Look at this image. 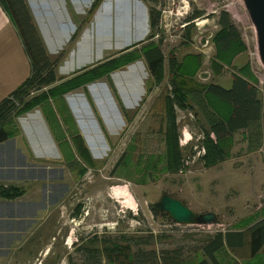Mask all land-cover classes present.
Here are the masks:
<instances>
[{
    "label": "rangeland",
    "instance_id": "obj_1",
    "mask_svg": "<svg viewBox=\"0 0 264 264\" xmlns=\"http://www.w3.org/2000/svg\"><path fill=\"white\" fill-rule=\"evenodd\" d=\"M47 2L52 6L50 12L53 10L62 17L78 16L80 24L73 41L60 54L61 60L76 56L67 52L77 39L80 46L78 42L74 47L78 52L95 42L99 46L80 61L70 60L63 68L57 67V76H69L79 68L90 66L108 56L106 52L103 54L104 50L112 54L111 51L118 52L146 38L151 31L148 18L151 2L160 10L153 39H162L165 70L170 52L178 59L186 53H198L201 67L197 80L228 87L236 67L248 65L261 104L259 139L256 142L250 137L248 128L236 130L224 145L222 159L206 164L207 123L200 108L192 103V109H176L181 150L178 170H165L164 156L156 167L146 168L148 155L156 159L164 151L162 97L169 87L165 78L162 84L146 92L149 75L145 63L138 60L111 73V81L102 78L64 97L95 164L82 176L65 166L39 108L18 116L19 133L0 149V173L6 180L11 177L15 183L22 184L26 198L22 197L15 206L0 203V264H132L128 257L139 250L154 255L135 260L136 264H150L149 256L155 264H161L159 258L164 252H171L167 255H175L174 260L185 264L201 258L202 245L215 232L243 230L261 220L264 217V67L256 53L255 33L242 0H103L91 15L87 14L91 0H47L45 11ZM34 8L37 13L39 2ZM71 9L83 14L75 16ZM222 10L228 13L245 49L214 73L209 65L214 53L211 38L219 29L217 15ZM196 11L200 12L199 16L189 20ZM48 21L44 28L50 34L56 33L58 18L52 15ZM115 26L116 39L112 33ZM126 27L130 29L125 30ZM3 30L0 65L6 73L4 80L0 77V98L11 86L13 91L18 86L13 84L15 70L16 75L21 71L22 82L29 74L26 61L17 60L16 69L12 65L14 34L10 28ZM186 30L189 35L185 34ZM108 34L114 40H107ZM56 46L59 47V39ZM26 65L27 69L23 70ZM247 139L254 145L248 144ZM122 153H127L128 162L124 159L111 172ZM141 168L147 170L141 173ZM163 192L180 199L197 214L213 213L214 221L202 225L177 224L160 211L153 212V203ZM120 235L126 236L130 249L117 258L112 254L110 262L102 241L118 240ZM215 254L222 263L264 264V243L251 256L246 247L234 252L224 247Z\"/></svg>",
    "mask_w": 264,
    "mask_h": 264
},
{
    "label": "trees",
    "instance_id": "obj_2",
    "mask_svg": "<svg viewBox=\"0 0 264 264\" xmlns=\"http://www.w3.org/2000/svg\"><path fill=\"white\" fill-rule=\"evenodd\" d=\"M101 1L93 0L87 14L91 15ZM149 3L148 18L149 31L150 29L151 31L146 38L59 79L55 71L56 60L48 57L25 0H0L1 7L8 14L21 37L30 61V75L13 92L0 100V143L19 133L16 122L18 116L39 108L66 166L74 170L77 176H82L86 169L95 164L64 97L71 91L85 89L87 85L101 78L107 77L110 80L112 72L136 60L143 61L146 65L149 75L147 81L149 86L146 92L162 84L165 78L169 87L162 97L164 127L161 134L164 151L156 159L153 155H148L146 168L156 167L164 156L165 170L169 172L178 170L177 168L181 165V150L178 145L176 109H192V103L200 108L207 123L204 141L206 164H213L222 159L224 145L228 144L231 134L236 130L248 128L250 137L252 136L258 142L261 104L254 85L255 80L248 71V65L241 64L236 67L237 74L231 73L228 87L197 80V72L201 67V55L198 53H186L178 59L173 52H170L166 62L167 70H165V55L161 49L162 39H153L158 30L156 27L160 20V10L151 5V2ZM199 14V11L194 12L189 20L198 17ZM217 16L219 29L211 38L214 53L209 61L214 73H218L221 68L229 65L232 58L245 49L232 26L228 13L222 10ZM185 34H188V30ZM209 135H212L214 139H211ZM247 141L248 144L254 145L253 141L248 139ZM68 150H70L69 154H67ZM126 154L122 153L119 156L111 172H115L124 159L128 162L129 158H126ZM139 164L140 160L137 165ZM145 169L141 168V173L145 172ZM24 192L22 186L0 183L1 198H17ZM152 210L155 213L159 212L154 207ZM159 213L169 218L166 213L161 211ZM248 217L251 219L250 216ZM119 238L121 240L107 238L102 241L110 262H112V254L117 258L119 255H125V250L130 249L129 243L125 240L126 236L120 235ZM122 241L126 245H123ZM205 241L201 247V258L185 264H232L234 261L220 262L215 253L224 247L232 252L246 247L248 256L253 255L264 243V217L243 230L217 231ZM168 253L171 252H164L159 258L161 264H183L173 259L175 255L171 257L167 255ZM150 254L154 255L153 252L145 253L139 250L135 254L131 253L128 259L132 264H136L135 260H144ZM149 262L155 264L152 256H149Z\"/></svg>",
    "mask_w": 264,
    "mask_h": 264
},
{
    "label": "crops",
    "instance_id": "obj_3",
    "mask_svg": "<svg viewBox=\"0 0 264 264\" xmlns=\"http://www.w3.org/2000/svg\"><path fill=\"white\" fill-rule=\"evenodd\" d=\"M45 1H47V0H41V1H39V0H25V2H26V4H27V6H28V9H29V11H30V14H31V16H32V18H33V22H34V24H35V26H36V28H37V31L39 32V35H40V37H41V39H42V41H43V44H44V47H45V50H46V52H47V54H48V57L51 59V60H56V65H55V69H57V67H61V68H63L64 66V64L65 63H67L68 61H70V60H77V61H80L83 57H85V55L86 54H88L89 53V51H91L92 50V48H99V46H98V44H96V42H95V44L93 43L92 45H87V46H85L80 52H78L76 49H75V47H74V44L75 45H77V43L79 42V46H80V41L77 39L74 43H73V45H72V49H70L67 53H70V54H75L76 56H73V57H65V59H62L61 60V57H60V54L61 53H63V50L64 49H66L69 45H70V43H71V41H73V39H74V37H75V34H76V32H77V30H78V22H77V19H76V17H78V16H76V15H80V14H83V11H82V13L81 12H79L77 9H71V12L72 13H75V18L74 17H70V16H66V17H62L60 14H58V15H56L54 12H53V10L50 12V9L52 8V6L47 2V11H45L44 10V4H46L45 3ZM103 1V0H102ZM102 1L100 2V4L97 6V8L94 10V12L93 13H95L97 10H98V8H99V6L101 5V3H102ZM38 2H39V6H40V9L38 10V12L36 13V11H35V8L34 7H36L37 8V4H38ZM93 2V0H91V2H90V5H91V3ZM33 5V6H31V4ZM44 11H45V13H44ZM52 15L54 16V17H57L58 18V27H59V29H58V31H56V33H55V31H53V33H49V31H47L45 28H44V26H46V25H48V19H49V17H52ZM77 24V25H76ZM80 25V24H79ZM81 25H83V24H81ZM77 26V27H76ZM4 27H7V28H10L11 30H12V32H11V34L14 36L13 37V40H14V50H13V54L11 55V57H10V59H11V63H12V65L14 66V68L16 69L17 68V64H16V61L18 60L19 62L21 61V62H24L25 63V61H26V63L29 65V69H27V65L23 68V70H25V69H27V70H29V74L28 75H30V61H29V57H28V55H27V53L25 52V50H24V46H23V43H22V40H21V37H20V35H19V33L17 32V29H16V27H15V25L13 24V22L11 21V19L9 18V16H8V14L5 12V10L1 7V5H0V34L4 31L3 30V28ZM87 28V26H83V30H85ZM131 28H133V25L131 26ZM130 29V28H129ZM129 29H127V27L125 28V30H129ZM117 30H118V28L115 26V31L113 32L112 31V33H114V39H116V35H115V32H117ZM53 37V38H52ZM80 38V37H79ZM81 38H82V36H81ZM59 39V47L58 46H56V40H58ZM109 39V41L110 40H114V39H112V37H111V35H107V40ZM47 42H46V41ZM106 40V41H107ZM9 41V40H8ZM104 42V41H103ZM103 42H99V44H101V43H103ZM107 43L108 42H106V45H107ZM105 45V46H106ZM79 46L77 47V49L79 48ZM110 45H108L107 47H109ZM51 48V49H50ZM53 49V54H52V50ZM107 50V49H106ZM17 51V52H16ZM109 51L110 50H107V51H105L104 50V52H103V54L106 52V54H108V56L110 55H114L115 53H117V52H115V51H111L112 52V54H110L109 53ZM116 51H118V50H116ZM120 51V50H119ZM9 55V56H10ZM55 56V57H54ZM62 56V55H61ZM107 55L106 56H104L103 58H100V60H97V61H95V62H93V63H91L90 65H93V64H95V63H97V62H99V61H101V60H103V59H105L106 57H108ZM60 57V58H59ZM53 58V59H52ZM15 61V62H14ZM4 66H1L0 65V77H2L3 76V80H4V75H5V71H4ZM79 69H81V68H79ZM78 69V70H79ZM16 71V70H15ZM15 71L13 72L14 73V75H15V81L13 82V84H16V85H20V83H22V74H21V71H19V73L16 75L15 74ZM113 73V72H112ZM8 75V74H7ZM27 75V76H28ZM27 76H26V78H27ZM57 77H59V78H63V77H67V76H65V75H58ZM25 78V79H26ZM24 79V78H23ZM24 79V80H25ZM23 80V81H24ZM99 80H103L102 78L101 79H99ZM98 80V81H99ZM111 81V80H110ZM6 83V78H5V82H4V84ZM94 83V82H93ZM109 84H110V82H109ZM8 85V84H7ZM18 86H16V88L18 87ZM10 91H13V88H12V86H11V89H9V91L5 94V96H3L2 98H0V100L1 99H3L4 97H6L7 95H8V93L10 92ZM11 93V92H10ZM9 93V94H10ZM29 112H32V110L31 111H29ZM29 112H27V113H29ZM27 113H25V114H27ZM73 114V113H72ZM24 115V114H23ZM22 116V115H21ZM74 116V115H73ZM13 138H15V137H13ZM11 139V138H10ZM10 139H8L7 141H5V142H3V143H0V149L3 147V145L5 144V143H7ZM52 140V139H51ZM49 142H50V140L49 141H47V143H48V145H49ZM52 142H53V140H52ZM53 144H54V142H53ZM56 149H57V145H56ZM8 153V151L3 155V157H5L6 156V154ZM0 159H1V157H0ZM0 183H2V184H4V185H8V184H14V185H18V186H22V184H18V183H15V182H17L16 180H13L11 177H10V179H7L6 180V177H4L3 176V174L2 173H0ZM18 182H20V181H18ZM25 190V189H24ZM26 191L21 195V196H19V197H17V198H13V199H5V198H1L0 197V203H1V201H2V203H4V204H8V205H13V206H15L16 205V203H19L20 201L19 200H22L21 198L22 197H24V198H26ZM2 206H0V208H1ZM12 213L13 214H16V211H12ZM13 228V230L16 228V227H12Z\"/></svg>",
    "mask_w": 264,
    "mask_h": 264
},
{
    "label": "water",
    "instance_id": "obj_4",
    "mask_svg": "<svg viewBox=\"0 0 264 264\" xmlns=\"http://www.w3.org/2000/svg\"><path fill=\"white\" fill-rule=\"evenodd\" d=\"M248 18L255 33L256 53L259 62L264 67V0H242ZM153 207L164 212L177 224L202 225L214 221L211 212L197 214L187 207L180 199L166 192L161 193Z\"/></svg>",
    "mask_w": 264,
    "mask_h": 264
},
{
    "label": "flooded vegetation",
    "instance_id": "obj_5",
    "mask_svg": "<svg viewBox=\"0 0 264 264\" xmlns=\"http://www.w3.org/2000/svg\"><path fill=\"white\" fill-rule=\"evenodd\" d=\"M65 166H66V165H65ZM66 167H67V166H66ZM83 174H84V173H83ZM83 174H82V175H83Z\"/></svg>",
    "mask_w": 264,
    "mask_h": 264
}]
</instances>
